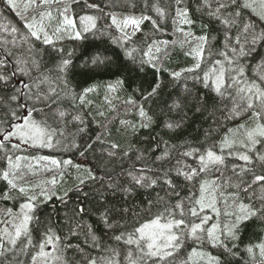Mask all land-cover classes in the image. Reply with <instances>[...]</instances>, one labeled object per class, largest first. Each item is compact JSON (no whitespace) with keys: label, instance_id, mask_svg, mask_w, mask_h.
I'll use <instances>...</instances> for the list:
<instances>
[{"label":"trees","instance_id":"obj_1","mask_svg":"<svg viewBox=\"0 0 264 264\" xmlns=\"http://www.w3.org/2000/svg\"><path fill=\"white\" fill-rule=\"evenodd\" d=\"M31 1L14 0L16 7L12 8L4 0H0V54L14 49L19 55L30 45L41 52L45 65L42 72L49 77L51 86L56 88L60 98L53 109V127L61 134L53 141L54 145L59 141V145L52 148H32L21 144L19 149H13L12 144L21 143L17 138L0 148V216L5 212H15L22 203L27 202L29 196L37 195L38 209L35 216L39 218V222L35 219L30 222L28 235H22L15 245L1 251L0 264H34L33 258L41 250L40 245L45 240L49 218L54 239L52 244H45L44 248H49L53 264H91L93 260L96 264H106L111 249L120 253L119 256L111 257L114 264H129L127 254L135 246L118 245L112 240V236L118 232H108L105 235L103 226L97 223L98 217L94 211L85 215L83 221L73 220L72 225L75 229L77 223H82L85 230L91 226L102 247H94L90 240L85 241L83 233L78 229L75 230V235H71L66 224L77 201L92 208L85 200V193L93 188L86 177L88 169L96 160L90 152L85 162V158L71 147L72 144H84V138L88 137V143L95 145L97 155L101 148L109 150L110 145H117V149L113 150L116 157L113 165H117V172L121 171L119 165L124 170L143 168L147 175L161 181L170 172L169 178H174L178 195L170 193V198L165 197V205L169 206V211H173L174 205H182V208L174 209V217L181 219L183 211L186 221L184 231H189L192 223L206 220L202 231L198 233L200 239H186L181 248L166 258L165 264H264V251L260 247L264 244V212H259L264 208V183L255 182V176L264 175V161L259 159L264 155V138L255 147H245L247 132L255 128L256 124L264 122L253 118L255 109L226 120L224 117L227 113L222 110L231 108L232 102L226 96L222 98L205 88L202 82L192 79L193 76H199L202 81L204 72L212 68L217 59L224 62L226 69L230 67L220 55L225 51L230 54V50L224 47L225 26L210 15L215 12L219 0H180L179 5L177 0H72L66 3L68 11L60 14L56 9L63 5L62 0H57L56 6L26 9L25 7L31 6ZM239 3L241 16L237 25L232 26L229 35L233 43L239 37L243 44L245 38L241 22L254 24L257 31L264 28V19H261L264 17V0H239ZM244 4L248 7H243ZM91 5L97 7L92 8ZM185 9L187 17L177 15L178 11L183 12ZM228 11L235 12L237 9L230 8ZM65 15L74 21L75 28H68L63 24ZM83 15L96 17L94 29L83 31L79 22V17ZM145 16L149 19L142 20L138 30L132 35H127L123 30L122 32L113 23V17ZM185 19L191 23H185ZM29 24L32 25L31 29L27 27ZM13 29L17 30L15 45L11 43L14 38ZM42 30L46 31L47 36L52 34V44L44 45L41 39L31 37L30 32L36 31L44 38ZM76 32H81L79 38L76 37ZM125 35L127 39L124 38ZM201 36H208L209 39L205 44L203 59L200 60L201 66L195 68L198 57L194 50L204 43L199 39ZM21 37H25L27 43L22 42ZM5 40L9 41L7 48L2 43ZM89 49L93 50V54L95 50H99L110 59H118L126 69L134 66L133 59L136 65L141 60H151V63H145V72L141 73L130 70L99 74L77 72L65 88L56 72L59 59L75 60L81 52ZM0 58L3 56L0 55ZM14 59L12 57L10 61ZM76 63L78 67L83 66L82 61ZM153 63L155 68L152 67ZM241 63L245 70L242 86L251 83L264 85V44H257L256 50L242 58ZM215 67L219 68V65ZM187 69L194 71L188 72ZM172 72H181V78H173ZM153 77L166 84L167 88L155 105L151 101L145 104L140 88L144 81H152ZM24 79L27 80L26 77ZM118 80L123 82L117 83ZM185 83L191 95L185 92ZM48 87L47 83L44 84L42 91H47ZM85 88L92 90L85 93ZM170 93L173 95L172 100L168 101L169 106L178 97H187L182 102L179 114L175 110L169 112L165 106L164 101L168 100ZM3 95L0 93V117L10 115L12 111L20 115L17 102L9 104L3 100ZM81 96L83 100L80 99ZM204 98H207V107L201 106ZM36 107L43 106L37 104ZM141 107L152 117L153 122L148 128L142 126L146 121L140 115ZM60 112L65 115L60 117ZM181 116L186 118L180 119ZM75 117L79 119H74ZM34 118L40 119L41 116L34 114ZM0 123L8 127L6 122ZM167 123L178 124L179 127L169 129L164 126ZM80 127L86 128L84 134L79 133ZM209 129H212L211 134L206 135ZM226 138L234 143L231 149L221 150ZM86 147L87 144H84L80 151H84ZM209 148L224 157L222 164L210 166L202 173L198 171L191 181L178 175V172L198 170L201 167L199 156ZM186 152H192L193 155L185 156ZM243 154L250 156V162L239 159ZM9 156L17 167L9 168ZM17 156L21 157L19 161L15 159ZM137 156L141 159L137 160ZM157 156L161 159L157 160ZM39 157L49 159L40 160ZM52 159L59 163L52 164ZM64 160H70L71 163L65 165ZM241 169L246 171L242 172ZM5 171L10 172L9 179L16 184V190H11L8 181L3 179ZM81 180H86L84 185L80 184ZM201 185L204 186L203 191ZM20 188H24L26 192L19 194ZM155 189L152 198L157 193L164 196V192L160 191V184ZM8 191H11V197L5 198L4 193ZM41 192H47L52 198L44 201L39 195ZM65 192L68 193L67 197H64ZM60 197L67 200L66 206L61 203ZM148 198L147 193H143L134 199L137 210L147 206ZM141 200L145 204L141 205ZM197 200L202 203L197 204ZM241 204L247 206L244 212L240 208ZM163 208L164 205L160 210L163 211ZM193 208L196 209V217L191 216ZM248 210L257 211L258 214L240 221L235 232L236 239L222 235L236 224L238 216L246 214ZM213 225L217 226L215 234L221 237L223 243L231 249L230 252H226L223 245L214 246L209 241L207 230ZM56 236H59V241L55 240ZM3 240L7 239L0 236V243ZM249 248L252 250L249 251Z\"/></svg>","mask_w":264,"mask_h":264},{"label":"snow or ice","instance_id":"obj_2","mask_svg":"<svg viewBox=\"0 0 264 264\" xmlns=\"http://www.w3.org/2000/svg\"><path fill=\"white\" fill-rule=\"evenodd\" d=\"M6 5L15 8L16 5L14 0H4ZM47 0H32V4L36 7L39 4L46 3ZM180 0H177L179 5ZM90 7L96 8V5H91ZM243 7H248L244 4ZM230 8H236L237 11L230 12ZM241 5L239 0H219L218 6L215 12L210 13L216 17V19L225 26V36L226 41L224 47L226 50L220 53L224 57L229 68L224 67V62L217 59L214 61V66L208 71H205L203 78L199 76H193L192 79L197 82H202L203 86L212 92L219 94L222 98L227 97L228 100L232 102L231 108H225L222 111L226 112V120L232 119L234 116H238L241 112H247L255 109L253 111V118L258 121L264 122V85H257L255 83L243 84V77L245 75L244 67L242 66V58L251 54L256 50L257 44H264V28L257 31L256 26L250 22L242 23V35L244 36V43H240L239 37L233 43L229 32L232 26L237 25V22L241 16ZM68 9H65V13ZM187 9L183 12L178 11L177 15H182L187 17ZM223 17V18H221ZM149 19V17L141 18H125L123 24L133 25L139 28L142 20ZM264 19V17H261ZM80 25L84 32H88L90 29L96 27V17L91 15H83L79 17ZM185 23H191V21L185 19ZM113 23L117 24L116 18L113 17ZM63 24L68 28H75L76 25L74 21L68 18L67 15L64 16ZM155 24V21H153ZM119 27V24H117ZM31 29L32 25H27ZM14 38L11 41L13 45L17 43L15 39L16 29H13ZM59 31V30H58ZM31 37H35L37 40L40 36L36 31L30 32ZM210 35V34H209ZM81 32H76V37L79 38ZM127 39V35L124 37ZM204 43L199 45V48L194 50L198 61L195 68H200V60L203 59V52L205 51V44L208 43V36H201L199 38ZM21 41L27 43L25 37H21ZM4 47L7 48L9 41L5 40L2 42ZM44 45L52 44L51 38L45 33L43 39ZM3 58H0V93H3V100H6L9 104L17 102L18 108L20 110V115L16 111H12L10 115L6 114L5 117H0V121H4L8 124V127H4L3 123H0V148H4L7 143L11 142L13 138H17L21 143L12 144L13 149H19L21 144L32 147V148H52L59 145V141L54 145L53 141L57 135L61 133L58 132L57 128L53 127L55 123L53 109L59 103V94L55 87L51 86L49 77L42 72V68L45 66L43 63V55L34 46L30 45L27 49L21 51L19 55L16 54L14 49L8 50L6 53L0 54ZM126 55H131V53H126ZM148 55V53H145ZM15 57L14 60L10 61V58ZM76 61H82L83 66L78 67ZM11 62V69L9 70V63ZM151 63L149 61L141 60L138 65L135 64L133 59V67L130 69L123 68L122 63L116 59H110L106 53H101L99 50L89 49L81 52L79 56L75 57V60L70 58H60L59 62L56 64L57 75L62 79V82L67 88V86L72 82V78L77 74V72L83 73H93L99 74L101 72L118 73L123 71H135L138 73L145 72L144 64ZM219 65V68L215 67ZM152 67L155 68L156 65L153 63ZM188 72H193L194 69H187ZM234 73V75H231ZM181 72H172L171 76L175 79H180ZM27 78L25 80L24 78ZM231 80V83L228 81ZM122 80H118L117 83H122ZM48 84V90L42 91V86ZM146 85V86H145ZM167 88V85L162 81H156L153 77L152 81H144L140 88V95L145 104L151 101L154 105L157 103L158 98ZM90 88H85L84 92L87 93L91 91ZM185 92H188L187 84L185 83ZM172 93L169 94L168 100L164 101L165 106L168 107V111L172 112L175 110L178 114L182 108L183 100L187 97H178L169 106L168 101L172 100ZM83 100V96L80 97ZM23 101V102H20ZM40 104L43 107L37 108L36 105ZM202 107H207V98L201 101ZM151 111V109H149ZM34 114L41 116L40 119L34 118ZM64 112H60L59 116L63 117ZM140 115L145 118V123L142 125L148 128L152 124V117L149 116L143 107L140 108ZM186 117L181 116L180 119ZM74 119H79L75 117ZM51 121V123H50ZM83 124V120H81ZM166 128L179 127L178 124L167 123L164 125ZM212 129L208 130L206 135L211 134ZM86 132L85 127L79 128V133L84 134ZM261 138H264V123L256 124V127L251 129L246 134L245 147L251 145L255 147L257 144L261 143ZM88 138H84V144L87 147L84 151H80V148L84 147V144L76 145L72 144L71 147L75 148L81 157L85 158L87 162L88 153H93L96 163L90 167L87 171V181H91L93 188L91 191L85 193V200L87 204L92 205L89 209L86 207L85 203L82 201H77L72 209V216L66 219V224L71 235H75V230L78 229L83 233L85 241L90 240L94 247H102L100 239L97 237L95 231L91 226L85 227L82 223H77L75 229L73 228L72 221L79 220L83 221L85 215L90 211H94L97 215V223L103 226L104 234L107 235L108 232L116 233L112 236L118 245L135 246L134 250H131L127 254V259H129V264H165L166 258L171 257L173 253L181 248L182 243L188 238L200 239L198 235L202 231V225L206 223V220H201L200 223H192L189 231H184L186 227V221L183 218V211L181 212V219H175L174 209L176 207H181V204L172 206L173 211H169V206L165 205V197H169L170 193L178 195L176 192V185L174 183V178H169L171 173H166L163 180L155 179L150 175L146 174V170L143 168H130L124 170L122 165H119L121 171L117 172V165H113L115 160V149L117 145H110L109 150L101 148L99 154H96L95 145L88 143ZM234 141H230L227 138L223 141L221 145V150L224 148L231 149ZM127 155V153H125ZM185 156L193 155L192 152L184 153ZM16 161H19L21 157H15ZM40 160H48L49 157H39ZM137 160L141 157L137 156ZM157 160L161 157L157 156ZM239 159L250 162V156L243 154L239 156ZM260 160L264 161V155L259 157ZM9 168H15L18 165L12 163V157H8ZM199 162L201 167L197 169H192L190 173L188 172H178V175H183L186 180L191 181L197 175V172H205L210 166H216L224 162V157L215 153L212 148H209L205 154L199 156ZM52 164H58L59 162L55 159L51 160ZM65 165L71 163L70 160H64ZM112 165V167H110ZM93 168L95 171H93ZM242 172L246 169H241ZM10 172L5 171L3 173V179L8 181L11 190H16V184L13 180L9 179ZM86 180H81L80 184L84 185ZM255 182L264 183V175L255 176ZM55 183V181H53ZM160 184V191L164 192V196H160L159 193L156 194L155 198H152V192L156 191L155 186ZM167 186V190H165ZM239 187V185L237 186ZM204 186L201 185V190L203 191ZM151 190V191H149ZM247 191V189H244ZM26 190L24 188L19 189V194H24ZM143 193H147L148 199L146 201V207H140L137 210V205L133 202L134 199L139 198ZM43 197L44 201H48L52 198V195L47 192H41L39 194ZM54 195V194H53ZM5 198L11 197V191L4 193ZM68 193H64V197H67ZM90 198V199H89ZM61 203L65 206L67 205V200L63 197L59 198ZM38 196L31 195L28 197L27 202L20 205L21 212L23 213L20 222L15 227V235L10 237V243L16 244V241L22 235L29 234V224L34 219L39 222V218L35 216V212L38 209L37 204ZM197 204H201L200 200L196 201ZM140 204H145L144 200L140 201ZM164 205L163 211L160 210L161 206ZM240 208L242 212L247 208L246 205L241 204ZM155 209V211H154ZM259 212H264V208L260 209ZM257 211L248 210L246 214L237 217L236 224L232 225L226 233L222 235L227 236L230 239H236L235 232L238 230V224L242 220H247L249 216L257 215ZM191 216L196 217V209L191 210ZM172 217V218H169ZM51 218H49V226L45 229V240L41 243L40 247L43 250L45 244L53 243L52 234V224L50 223ZM143 221V222H141ZM216 225L207 230V237L209 241L214 246L223 245L226 252H230L231 249L223 243L221 237L215 234ZM123 229L122 231H119ZM59 236L55 237V240L59 241ZM31 243V241H29ZM261 250L264 251V244L260 245ZM3 248V244H0V249ZM249 251L252 249L249 248ZM2 254V252H0ZM119 256L120 253L116 252L115 249L110 250V256L106 264H114L112 256ZM35 259V257L33 258ZM91 264H96V261H91Z\"/></svg>","mask_w":264,"mask_h":264},{"label":"rangeland","instance_id":"obj_3","mask_svg":"<svg viewBox=\"0 0 264 264\" xmlns=\"http://www.w3.org/2000/svg\"><path fill=\"white\" fill-rule=\"evenodd\" d=\"M70 1H72V0H62L63 5L62 6L60 5L56 9V12L60 14L63 11H65V8L68 7V5H66V3H69ZM57 2H58L57 0H47L46 3L39 4L38 7H42V6H56L58 4ZM31 7L32 8H37L36 6H34L32 4V1H31V6L28 7V8L27 7H25V8L26 9H32ZM133 17H120L119 19H116L117 24H119V27L118 28L121 31L123 30L124 32H126L127 35L134 34L135 31L137 30V28L135 26H133V25H127V26H125L123 24V21H124L125 18H133ZM44 30H45V27H44ZM42 32H44V31L42 30ZM48 37L49 38H52L53 36L50 33L48 35ZM40 39L43 41L44 38L42 37V35H41ZM72 179H73V177H72ZM70 180H68V181H70ZM22 215H23V213L21 212V209L19 207L15 212H13V211L11 213L5 212L4 215H1L0 216V236L3 239H7V240H3V242L0 243V244H3V248L0 249V252L3 251V250H7L8 248H10V247L13 246V244L10 243V237H12V236L15 235V227H16V225L19 224L20 219L22 218ZM48 252H49V249L48 248H44L43 250H40L38 252V254L34 256L35 259H33L34 260L33 263L35 262L36 264H47V259L50 257V254ZM48 264H53V260H52L51 257L48 260Z\"/></svg>","mask_w":264,"mask_h":264}]
</instances>
